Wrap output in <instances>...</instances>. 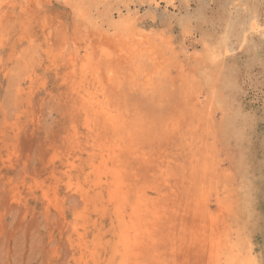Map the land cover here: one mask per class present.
Masks as SVG:
<instances>
[{
    "label": "rangeland",
    "instance_id": "rangeland-1",
    "mask_svg": "<svg viewBox=\"0 0 264 264\" xmlns=\"http://www.w3.org/2000/svg\"><path fill=\"white\" fill-rule=\"evenodd\" d=\"M2 1L0 0V17L4 16L3 19L0 18V23L3 21L0 24V264H83V262L116 264L118 262V258L114 263L111 262L112 249L118 241V230L111 225L107 216L109 212L103 215L98 200L91 197L86 204L77 193L79 187H82L85 191H90V195L94 194L92 183L96 177L86 176L90 172V162L93 161L97 165L101 150L108 148L109 142L112 143L111 145H116L118 141L114 138L108 139V143L96 140L93 150L89 144L85 151H82L87 131L75 108L78 105L68 104L71 102L69 97L75 90H83L85 95L94 93L92 96H95L93 91L95 89L90 87L87 79V61L84 52L87 54L89 52L86 49L87 44L94 40L96 35L102 34L115 41L123 38L127 40L130 37L137 43L155 41L156 44L158 40L161 44L167 42V52L172 59L168 63L174 62L181 69V74L176 75L175 69L171 68L167 75L169 80L162 79L168 68L167 62L160 59L164 55L160 51V44L157 43L158 47L151 59H157L158 68L151 70L147 76L153 77L149 80L151 87L143 86V81L138 76L139 72L134 68L128 69L127 79L119 83V94L123 91L122 95H119L123 100L122 103L130 106L128 108L129 113L131 112L130 121L132 118L133 123L142 125L140 127L143 131L140 127H137L136 131L133 128L134 133L138 135L137 144L140 146L147 144L141 146L143 148L140 151L147 152L145 154L151 165L155 163L157 169L161 167V171H166L164 180L169 181L167 184L170 189L176 182L171 191L180 198L179 200H183L178 207L174 204L176 201L169 190L163 191L166 194L164 203L167 202L170 211L178 209L189 212V215L183 217L186 221L183 219L180 223L183 228L179 224L174 227L175 230L173 228L170 230L171 234L168 233L171 240L168 246L160 251L162 253L158 258V264H205L206 256L199 248L204 245L207 233L211 234L210 230L213 229L223 231L226 235L224 239L233 246L234 254L240 253L237 255L238 263L249 256L247 259H250L251 264H264V0ZM34 4L36 13H34ZM88 6L91 7L90 10ZM92 9L98 11L91 14ZM97 13H101V16ZM99 18L101 19L98 20ZM63 45L66 46V54L70 55L71 51V55L75 56L74 64L68 63L69 57L65 53L63 60L67 62L56 58V54L64 48ZM81 53L85 56L82 57ZM165 58L169 57L165 56ZM147 67L148 65L145 64L144 70ZM84 71L86 74L83 73ZM80 83L84 86L82 87ZM197 93L200 94L199 106H202L205 116L211 119L208 125H205L206 129L201 132L197 130L195 135L197 137L200 135L199 139L195 137L190 140L196 128L192 125L195 117L186 106ZM127 97L134 101H130ZM139 105L140 108L145 107V109L141 108L142 111H150L141 112ZM70 106H73L72 111ZM131 106H135L136 109ZM183 107L186 108V115L180 116L178 110ZM154 111L159 122L152 117ZM149 113L152 115L149 116ZM167 115H174L175 119L169 122L166 119L169 118ZM184 116L186 120L181 121L187 125L185 124L186 128L182 127L184 128L182 129L180 127L183 123L180 119ZM160 119H163V122L165 120L166 126L162 125ZM177 120L182 125L178 124L180 129L174 130L172 125L173 122L177 123ZM187 121H191V124ZM78 122L81 124L78 125ZM168 127L169 130H166ZM172 132L174 133L171 138ZM168 134L170 137L167 136ZM143 135L144 139L141 138ZM209 135L213 136V138L211 136L213 146ZM183 136L186 137L180 138ZM147 139L150 140L149 143ZM138 140L143 143H139ZM188 140L193 143L192 146L199 140L210 146V150L201 153L196 161L202 164L203 161L210 162V158H213L216 177L210 176L209 173L202 174L198 167L195 171L190 168L188 164L192 159L187 158L185 152L189 149L187 146L191 145ZM132 141L127 140L125 143L137 145L136 140ZM180 144L186 146L184 145L180 150L182 148ZM174 149H177L176 152ZM182 151L185 153L182 154ZM169 154L173 155L170 157ZM216 154L217 157L219 156L218 160L217 157L214 158ZM176 160L178 165L175 163ZM194 160L195 158L193 162ZM178 161L181 162L180 165ZM163 163L169 168L161 166L165 165ZM66 165L71 166L67 168ZM185 165L188 167L186 168ZM146 167L137 160H129L126 164V173L133 172L131 174H134L143 186L155 187L161 184L158 172L155 178L144 175ZM180 167H182L180 170L183 168L184 170H178ZM190 170L196 172L194 176ZM226 171L231 175L225 173ZM229 179L232 180L231 183ZM177 180H181L179 182L181 185ZM205 184H207L206 188H203ZM186 185L189 190L184 189ZM175 187L178 188L174 189ZM220 192L223 194L220 195ZM43 194L47 198H44ZM216 194L220 199L215 196ZM149 195L155 197L152 192ZM205 199L211 209L209 210L211 215L203 218L199 216V211L201 206L204 207L206 204ZM215 204L218 206L215 207ZM212 214L213 217H210ZM214 222H217L216 227ZM225 225V231L221 230ZM176 230H181V233ZM175 231L177 235L174 234ZM183 236L186 237V243L183 245L184 248L180 249L178 240ZM81 251L84 260L80 261Z\"/></svg>",
    "mask_w": 264,
    "mask_h": 264
},
{
    "label": "bare ground",
    "instance_id": "bare-ground-1",
    "mask_svg": "<svg viewBox=\"0 0 264 264\" xmlns=\"http://www.w3.org/2000/svg\"><path fill=\"white\" fill-rule=\"evenodd\" d=\"M2 1V0H1ZM11 1V0H9ZM25 1V0H24ZM47 1V0H46ZM52 1V0H51ZM74 1V0H73ZM82 1V0H81ZM89 1V0H88ZM96 1V0H95ZM101 1V0H100ZM103 1V0H102ZM109 1V0H107ZM158 1V0H157ZM156 1V2H157ZM3 2V1H2ZM76 2V1H75ZM86 2V1H85ZM90 2V1H89ZM88 2V3H89ZM11 3V2H10ZM23 3V2H22ZM21 3V4H22ZM77 3V2H76ZM75 3V4H76ZM86 3V5L88 4ZM92 3V2H91ZM102 3V2H101ZM105 3V2H104ZM107 3V2H106ZM2 4V3H1ZM5 4V3H4ZM9 4V3H8ZM14 4V3H13ZM33 4V3H32ZM83 4V3H82ZM96 4V3H95ZM12 5V4H11ZM84 5V4H83ZM89 5H92V4H89ZM113 5V4H112ZM129 5V4H128ZM5 6V5H4ZM3 6V7H4ZM26 7V5H24ZM23 6V7H24ZM76 6V5H75ZM1 7V6H0ZM15 7V6H14ZM20 7V6H19ZM90 7V6H88ZM87 7V8H88ZM95 7V6H94ZM101 7V6H100ZM113 7V6H112ZM27 8V7H26ZM25 8V9H26ZM33 8H34V13L35 12V4L33 5ZM93 8V6H92ZM103 8V7H102ZM130 8V7H129ZM21 9V8H20ZM24 9V10H25ZM29 9V8H28ZM79 9V8H78ZM81 9V8H80ZM83 9V7H82ZM89 10L91 9L88 8ZM106 9V8H105ZM117 9V8H116ZM98 11V9H95L93 11L92 9V13L93 14L95 11ZM100 10V9H99ZM27 11V10H25ZM37 11V9H36ZM76 11V10H75ZM80 11V10H79ZM87 11V10H86ZM103 11V10H102ZM107 11V10H105ZM109 11V10H108ZM1 12V10H0ZM31 12V10H30ZM81 12V11H80ZM27 13V12H25ZM29 13V12H28ZM27 13V14H28ZM38 13V12H37ZM96 13V12H95ZM100 15L101 13H97V15ZM24 15V14H22ZM2 16V15H1ZM101 16V15H100ZM4 17V16H3ZM3 17H0L3 19ZM24 17V16H23ZM33 17V16H32ZM82 16H80L81 18ZM96 17V16H95ZM94 18V17H93ZM116 18V17H115ZM101 18H99L98 20H100ZM133 20V19H132ZM77 21V20H75ZM3 22V21H2ZM2 22L0 24H2ZM102 22V21H101ZM137 22V21H136ZM153 22V21H152ZM80 24V23H78ZM107 24V23H106ZM44 26V25H43ZM83 26V25H81ZM51 27V26H50ZM44 28V27H42ZM46 28V27H45ZM52 28V27H51ZM47 29V28H46ZM113 29V28H112ZM45 30V29H44ZM52 30V29H50ZM74 30V29H73ZM82 30V29H81ZM110 30V29H109ZM55 31V29L53 30ZM52 31V32H53ZM75 31V30H74ZM86 31V30H85ZM112 31V30H111ZM76 32V31H75ZM88 32V31H87ZM113 32V31H112ZM44 33V32H43ZM56 33V32H55ZM59 33V32H58ZM114 33V32H113ZM57 34V33H56ZM60 34V33H59ZM83 34V33H82ZM87 34V33H86ZM106 34V33H105ZM110 34V33H109ZM118 34V33H117ZM47 35V34H46ZM52 35V34H51ZM76 35V34H75ZM78 35V34H77ZM88 35V34H87ZM42 36V34H41ZM79 36V35H78ZM77 36V37H78ZM92 36V35H91ZM133 36V35H131ZM139 36V35H138ZM45 37V36H44ZM51 37V36H50ZM89 37V35H88ZM90 38V37H89ZM140 38V36L138 37ZM46 39V38H45ZM52 39V38H51ZM57 39V37H56ZM62 39V38H61ZM64 39V38H63ZM127 39V38H126ZM59 40V39H57ZM80 40V39H79ZM85 40V39H84ZM83 40V42H84ZM120 40V39H119ZM119 40H113V39H109L108 37H106V35H99V36H95L94 40L92 39L90 41L89 44H87L86 46V49L89 50V52L86 54L84 52V54L86 55V63H87V76H88V80H89V84H90V87H92L93 91H95V96H92L94 95V93L91 95V94H86L84 93L83 90H75L73 94H71L72 96L69 97L70 98V101L68 104H71V103H75L77 104L78 106H76V110H78L80 116H81V120H83V124L87 133L85 135V138L83 140L84 142V147L82 149V151H85L86 149V146L90 144V148H92V150L94 149V144H96V142L98 140H102V141H106L108 143V139L110 138H114V140L118 141V143H116V145H111L112 143L109 142L110 146L106 149H102L101 152H100V156H99V159L100 161L98 162L97 165H95L93 163V161L90 162V172L86 174V176H90V175H94L96 178H95V181L92 183V187H94L95 189V192L94 194L90 195V191H85L82 187H79V189L77 190V193L79 195V197L81 198V200L83 202H85L86 204L91 200L90 198L93 197L94 200H98L100 203V208L102 209V214L105 215L106 212H109L107 214V216L109 217L110 219V223L113 227H115L116 230H118V235H117V238H118V241L116 243L115 246H113V249H112V258H113V261L111 259V262L114 263L115 262V259L118 258V262L116 264H158V258L160 256V254L162 252H160L161 250L163 251L166 246H168L169 242L171 239H169L170 237L168 236V233L170 232V230L173 228L175 230V226L177 227V225H179L180 223H182L183 221V217H186L185 215H189L188 213L189 212H186L185 210L183 211H179L178 209L175 211H170L169 208H168V205L166 203H164V199H165V196L166 194L163 193V191H171V189L174 187L175 185V180H173L175 183L174 185H172L173 187L170 189L169 185L167 184L169 181H166L164 180L166 178V171L164 170H160L161 167H159L158 169L154 166L156 165L154 163V165H151V161L149 160L148 156L141 152V148L144 147V145H141L143 147H141L139 144H137V134L134 133L133 131V128L135 129L136 131V128L137 127H142V125H137V122H134V120H132L131 118V121H130V114L131 112L129 113L128 111V108H130V106H126V104L123 102L122 103V98L120 97L123 93V91H121V95L119 94L120 92V89H119V83L120 82H124L128 75L126 74L127 70L128 69H136L139 74L138 76L142 79L143 83L144 84L143 86L144 87H151L149 84V80H152L153 77L151 75L152 78H148V73L153 70V69H157L158 68V61L157 59H154L151 57L153 56V52L156 50V48L158 47L157 43L160 44L159 47H161V53L164 55L162 56V59L163 61L167 62V70H165L164 74H163V77L162 79H164L165 81L166 80H169V78L167 77V75H169V71H171V68L172 69H175L174 71L176 72V75L177 74H181V69H180V66L174 62H171V63H168L169 60L172 61L171 57H170V54L169 52H167V48H166V43L164 44H161L160 41H156L157 43L155 44L154 42L155 41H151V42H148V41H144V42H141V43H137L136 40L135 42L132 41V39L129 37V39L125 40L124 38L121 39L120 41ZM33 41V40H32ZM43 41L45 42V40L43 39ZM48 41V40H47ZM86 41V40H85ZM51 42V40H50ZM70 42V40H69ZM46 43V42H45ZM57 43V41H56ZM55 43V44H56ZM68 43V42H67ZM74 43V42H73ZM29 44V43H28ZM33 44V43H32ZM54 44V43H53ZM84 44V43H83ZM30 45V44H29ZM38 45V44H37ZM49 45V44H48ZM75 45V44H74ZM34 46V45H33ZM63 49H61L57 54H56V58L58 59H62L61 61H65L63 60L65 58V45H63ZM71 47H73L71 45ZM169 47V46H168ZM69 48V47H68ZM46 49V48H45ZM71 49V48H70ZM79 49V48H78ZM76 49V50H78ZM82 49V48H81ZM169 49V48H168ZM68 50V49H67ZM66 50V51H67ZM76 50L74 52H76ZM172 50V49H171ZM170 50V51H171ZM70 51V50H69ZM68 51V52H69ZM45 53V52H44ZM65 53V54H64ZM71 51H70V55L66 54V56H68V63L70 64H74L75 62V56L72 54L71 55ZM173 53V51H172ZM49 54V53H48ZM51 54V53H50ZM75 54V53H74ZM205 54V53H204ZM77 55V54H76ZM82 57L83 54L81 53L80 54ZM165 56H168L169 58H165ZM78 57V56H77ZM80 57V56H79ZM78 57V58H79ZM81 57V59H82ZM175 57V56H174ZM53 58V57H52ZM151 59V60H150ZM13 60V59H12ZM15 60V59H14ZM78 59L76 58V61ZM18 61V60H17ZM65 61V62H67ZM54 62V61H53ZM82 62H84L82 60ZM147 62V63H146ZM77 63V62H76ZM148 65V67L144 70V65L145 64ZM66 64V63H65ZM160 64V63H159ZM175 64V66H174ZM60 65V64H59ZM69 66V64H67ZM78 65V64H77ZM164 65V64H163ZM62 66V65H61ZM74 66V65H73ZM82 66V65H81ZM126 66V68H124ZM66 67V66H65ZM64 67V68H65ZM75 68V67H74ZM84 68V67H83ZM77 69V68H76ZM79 69V68H78ZM80 70V69H79ZM78 70V71H79ZM85 70V69H83ZM82 70V71H83ZM123 70L125 72H123ZM129 71V70H128ZM154 71V70H153ZM173 71V70H172ZM180 71V72H179ZM73 72V71H71ZM84 74H86V72L84 71L83 72ZM73 74V73H71ZM75 74V73H74ZM71 76V75H70ZM74 76V75H73ZM84 76V75H83ZM86 77V76H84ZM69 78V76H68ZM75 79V78H74ZM84 79V78H83ZM173 79V78H171ZM87 80V81H88ZM161 80V78H160ZM185 80V78H184ZM72 81V80H71ZM70 81V82H71ZM74 81V80H73ZM72 81V82H73ZM81 82V79L79 80ZM79 81H76V82H79ZM190 82V81H189ZM188 82V83H189ZM21 83V82H20ZM88 83V82H87ZM85 83V84H87ZM62 84V83H61ZM65 84V83H63ZM71 84V83H70ZM74 84V83H73ZM72 84V85H73ZM81 84V83H80ZM124 84V83H123ZM141 84V83H140ZM69 85V84H68ZM67 85V86H68ZM76 85V84H74ZM169 85V84H168ZM81 86L83 87L84 85L81 84ZM121 86V84H120ZM71 87V85H70ZM78 87V85H77ZM88 87V86H87ZM86 87V88H87ZM89 87V88H90ZM143 87V90L145 89ZM164 87V86H163ZM175 87V86H174ZM158 88V87H157ZM204 88V87H203ZM76 89V88H75ZM85 89V88H84ZM123 89V88H122ZM125 89V88H124ZM166 89V88H165ZM170 89V88H169ZM86 90V89H85ZM134 90V89H133ZM139 90V89H138ZM163 90V89H162ZM199 90V89H198ZM69 91V90H68ZM131 91V90H130ZM159 91V90H158ZM171 91V90H170ZM174 91V90H173ZM202 91V90H201ZM91 92V91H90ZM136 92H140L141 91H136ZM135 92V93H136ZM70 93V91H69ZM69 93H65V94H69ZM88 93V91H87ZM130 93V92H129ZM145 93V92H144ZM155 93V92H154ZM21 94V92H20ZM64 94V95H65ZM120 95V96H119ZM125 94H123L122 97H124ZM130 95V94H129ZM134 95V94H132ZM136 95V94H135ZM131 96V95H130ZM137 96V95H136ZM67 99H68V95L66 96ZM65 97V98H66ZM129 97V96H128ZM127 97V98H128ZM141 98L143 97L142 95L140 96ZM170 97V96H169ZM133 98V97H132ZM140 98V99H141ZM129 99V98H128ZM126 99V102H128ZM169 99V98H168ZM65 100V99H64ZM63 100V101H64ZM130 101H132L133 99H129ZM143 100V99H142ZM161 100V99H160ZM125 101V100H124ZM129 101V102H130ZM134 101V100H133ZM132 101V102H133ZM144 101V100H143ZM200 94H195V97L192 99V101L188 104V106H186L189 110V112L193 113V116L195 117V119L192 121V125H195L196 128L194 129V133L192 135V139L190 138V140H193V138H198L199 139V136L198 137L195 135L197 133V130L198 132L201 130H204L206 129L207 127L205 125H208L210 118L206 117L205 114H204V111H203V108L202 106L200 107ZM136 102V101H135ZM141 103V102H140ZM67 104V105H68ZM129 104V103H128ZM135 104V103H134ZM143 104V103H142ZM141 104V105H142ZM145 104V103H144ZM152 104V103H151ZM154 104V103H153ZM158 104V103H157ZM160 104V103H159ZM158 104V105H159ZM72 105V104H71ZM131 105V103L129 104ZM146 105H148L146 103ZM157 105V107H158ZM137 106V105H135ZM133 107L131 106V108H135L136 107ZM145 106V105H143ZM159 106H162V105H159ZM69 107V105H68ZM71 107V106H70ZM73 107V106H72ZM71 107V111L73 110V108ZM149 107V106H148ZM74 108V110H75ZM139 108H140V105H139ZM143 109H145V107H141ZM140 108V110H141ZM147 108V107H146ZM209 108V107H208ZM70 109V108H69ZM150 109V107L148 108ZM153 109V108H152ZM185 109L186 108H182L181 110H178V113H180V116H183L184 114L186 115L185 113ZM75 110V111H76ZM134 110V109H133ZM74 111V112H75ZM144 111V110H143ZM141 110V112H143ZM146 111V110H145ZM144 111V112H145ZM150 111V110H148ZM146 111V112H148ZM157 111V110H155ZM154 111V113H155ZM69 112V111H68ZM78 112H75V113H78ZM143 112V113H144ZM151 112H153L151 110ZM187 112V110H186ZM70 113V112H69ZM142 113V115H143ZM73 114V112H72ZM140 114V113H139ZM158 114V113H157ZM168 114V113H167ZM189 114V113H187ZM75 115V114H74ZM135 115V114H134ZM147 115V114H145ZM152 115V113H151ZM150 113H149V116H151ZM154 116V119H156V113L153 114ZM178 115V114H177ZM73 116V115H72ZM79 116V115H78ZM148 116V115H147ZM146 116V117H147ZM169 118H166L168 119V121L170 120H174L175 119V116L174 115H167ZM189 116V115H188ZM69 117V116H68ZM146 117L144 118V121L146 119ZM152 117H149L150 119ZM192 117V116H191ZM74 119V116L72 117ZM71 118V119H72ZM76 118V117H75ZM80 118V117H79ZM79 118H76V119H79ZM160 118V117H159ZM184 117H182L181 120H186L184 119ZM187 118V117H186ZM153 119V120H154ZM189 119V117H188ZM187 119V120H188ZM69 120V119H68ZM75 120V119H74ZM157 120V119H156ZM162 120L161 123L162 125L165 123V120L163 122V119H160ZM190 120V119H189ZM71 121V120H70ZM68 121V122H70ZM73 121V120H72ZM79 121V120H78ZM151 123H152V120H150ZM159 122V120H157ZM169 121V122H170ZM176 121V120H175ZM179 120H177V123H174L173 122V128L174 130H176L177 128H179V125L178 124H181ZM191 121H187V122H191ZM81 122V121H80ZM78 122V125L79 123ZM81 122V123H82ZM168 122V123H169ZM182 122V121H181ZM185 122V121H184ZM75 124L74 122H71V124ZM77 123V122H76ZM80 123V124H81ZM144 123V122H143ZM155 123V122H153ZM183 123V122H182ZM146 124V123H145ZM185 124L186 123H183V125L180 127H185ZM191 124V123H190ZM211 124V122H210ZM69 125V124H68ZM77 125V126H78ZM134 125V126H133ZM149 125V124H148ZM155 125V124H154ZM165 125V124H164ZM169 125V124H168ZM187 125V124H186ZM72 126V125H71ZM75 126V125H74ZM159 126V125H158ZM166 126V125H165ZM164 126V127H165ZM176 126V127H174ZM68 127V126H67ZM140 127V128H141ZM161 127V126H159ZM157 127V128H159ZM170 127V126H169ZM169 127L166 129V130H169ZM210 127V126H209ZM208 127V128H209ZM72 128V127H71ZM75 128V127H74ZM172 128V129H173ZM179 128V129H180ZM186 128V127H185ZM188 128V126H187ZM76 129V128H75ZM139 129V128H138ZM145 129V128H144ZM184 129V128H182ZM192 129V130H193ZM140 130V129H139ZM141 130L143 131V129L141 128ZM149 130V129H148ZM160 130V128H159ZM173 130V131H174ZM211 130V128H210ZM72 131V130H71ZM77 131V130H76ZM133 131V132H132ZM162 131V130H161ZM172 131V130H171ZM186 131V130H185ZM74 132V131H72ZM147 132V131H146ZM159 132V131H158ZM168 132V131H167ZM170 132V131H169ZM168 132V133H169ZM181 132V130L179 131ZM188 132V130L186 131ZM208 132V131H207ZM82 133V132H81ZM138 133V132H137ZM145 133V132H144ZM173 133L172 132V136L171 138L173 137ZM185 133V132H184ZM183 133V134H184ZM192 133H189L192 134ZM210 133V132H208ZM67 134V133H66ZM71 134V133H70ZM75 134V133H74ZM73 134V135H74ZM83 134V133H82ZM171 134V132H170ZM168 134L167 136L170 137ZM186 134V133H185ZM198 134H201V133H198ZM205 134V133H204ZM69 135V134H68ZM76 135V134H75ZM157 135V134H156ZM162 135V133H161ZM166 135V134H165ZM177 135V134H176ZM182 135V134H181ZM187 135V134H186ZM195 135V136H194ZM202 135V134H201ZM82 136V135H81ZM135 136V137H134ZM140 136V134H139ZM147 136V135H146ZM166 136V137H167ZM175 136V135H174ZM188 136V135H187ZM210 136V139L212 140V146H213V136L212 135H209ZM212 136V138H211ZM215 136V134H214ZM69 137V136H68ZM72 137V136H70ZM133 137L135 138V140H133ZM143 137H145L144 135L141 137L142 139H144ZM156 138L158 137L155 136ZM164 137V135H163ZM186 137V136H185ZM184 136L183 137H180V138H185ZM203 137V136H202ZM148 138H151V137H148ZM171 138H169V140H171ZM179 138V137H178ZM141 139V140H142ZM153 139V137H152ZM165 139V138H164ZM163 139V140H164ZM174 139V138H173ZM197 139V140H198ZM201 139V138H200ZM209 139V140H210ZM97 140V141H96ZM132 141V142H135L137 145L135 146H132L130 144H127L125 143L126 141ZM149 140V139H147ZM145 140V141H147ZM162 140V139H161ZM162 140V141H163ZM168 140V143L170 144ZM175 140V139H174ZM173 140V141H174ZM182 140V139H181ZM186 140V139H185ZM189 143L191 144L192 142ZM196 140V142H197ZM202 140V139H201ZM201 140H199L198 143H195L194 141V144L196 145H189L187 146L188 151H185L187 153V158H190L192 159L191 160V163H189L188 165L190 166V168H192V170H196L197 167H198V170L201 171L202 174H206L209 173L210 176H214V171H215V167H213V161L212 159L213 158H210V162H206L201 164L200 162L196 161V158L198 156H200L201 153H205L206 151H209L210 150V146L207 144V143H203L201 142ZM203 140H204V137H203ZM208 140V141H209ZM155 141V140H154ZM172 141V142H173ZM123 142V143H122ZM139 142V140H138ZM148 143L150 142L147 141ZM159 142V141H158ZM165 142V141H164ZM167 142V141H166ZM176 142V140H175ZM180 142V141H179ZM206 142V141H204ZM75 143V142H74ZM129 143V142H128ZM139 143H143L142 142H139ZM185 143V142H184ZM210 143V142H209ZM152 144V143H151ZM77 145V144H76ZM163 145V144H162ZM186 146V144H184ZM183 145V146H184ZM112 146V147H111ZM116 146V147H114ZM137 146L139 148H137ZM147 146V144H146ZM152 146V145H151ZM180 146H182V144H180ZM182 146L181 149H183L184 147ZM218 146V145H217ZM78 148L80 147L79 145L77 146ZM82 147V146H81ZM149 148H151L150 146H148ZM156 147V145H155ZM158 148V147H157ZM178 148V146L176 147ZM213 148H216V147H213ZM145 149V148H144ZM153 149V148H152ZM150 149L151 151L153 150H156V149ZM166 149V148H165ZM143 150V149H142ZM170 150V149H169ZM175 150V149H174ZM177 150V149H176ZM176 150L174 152H176ZM179 150V151H180ZM172 151H173V147H172ZM158 152V151H157ZM184 151H182L181 153L183 154ZM184 152V153H185ZM212 152V150H211ZM216 152V151H215ZM166 153V150L165 152ZM171 153V152H170ZM179 154V152H177ZM176 153V154H177ZM177 154V155H178ZM182 154H180L181 156H183ZM163 155V154H162ZM161 155V156H162ZM170 157L171 155L173 154H169ZM176 155V156H177ZM179 155V157H180ZM186 155V154H185ZM215 155V154H214ZM218 155H219V152H218ZM92 156V155H90ZM203 156V155H202ZM213 156V154L211 155ZM209 155H207V157H211ZM163 157V156H162ZM161 157V159H162ZM169 157V156H167ZM178 157V158H179ZM186 157V156H185ZM183 157V158H185ZM204 157V156H203ZM202 157V158H203ZM206 157V155H205ZM204 157V158H205ZM217 157V154L214 158ZM219 157V156H218ZM218 157L216 158L218 160ZM166 158V157H165ZM181 158V157H180ZM195 158L194 162H193V159ZM160 159V160H161ZM169 159V158H167ZM186 159V158H185ZM189 159V160H190ZM200 159V157H199ZM129 160H137L139 161L140 163H143L145 164L146 169L144 170V175L146 176H149V177H152V178H155V174L156 172H158L159 174V177L161 179V184H159L158 186L156 185L155 187H150V186H143L140 184V182H138V180L135 178V175L134 174H131V173H126V164L127 162L129 163ZM156 160V159H155ZM159 160V161H160ZM165 160V159H164ZM173 160V159H172ZM180 160V159H179ZM206 160V159H205ZM158 161V159H157ZM181 162L183 161L182 159L180 160ZM187 161V160H186ZM196 161V162H195ZM216 161V160H214ZM154 162V161H153ZM156 162V161H155ZM166 162V161H165ZM177 162V160L175 161V163ZM180 162V163H181ZM185 162V160H184ZM188 162V161H187ZM186 162V163H187ZM158 163V162H157ZM167 163V162H166ZM170 163V162H168ZM174 163V164H175ZM179 163V161H178ZM179 163V165H180ZM165 164V163H163ZM177 164V163H176ZM184 164V163H182ZM178 165V164H177ZM187 165V164H186ZM185 165V167H186ZM71 165H66L65 167H70ZM161 166H165V168H169V167H166V164L165 165H161ZM172 166V164H171ZM175 165H173L174 167ZM179 167V166H178ZM188 167V166H187ZM186 167V168H187ZM182 167L178 168V170H180ZM185 168V169H186ZM171 169V168H170ZM175 169V168H174ZM217 169V168H216ZM220 169V168H218ZM158 170V171H157ZM160 170V171H159ZM172 170V169H171ZM170 170V171H171ZM176 170H177V167H176ZM184 170V168L182 169ZM180 170V171H182ZM133 171V170H132ZM165 173H164V172ZM173 171V170H172ZM186 171V170H185ZM191 171V170H190ZM222 171V170H220ZM168 172V171H167ZM179 172V171H178ZM176 172V173H178ZM184 172V171H183ZM193 173V171H191ZM224 172V171H222ZM229 171H226L225 173H227ZM191 173V174H192ZM196 173V172H195ZM193 173L192 175L194 176ZM199 175H200V172L198 171ZM220 173V172H219ZM166 174V175H165ZM168 174H171V173H168ZM182 174V173H181ZM189 174V171L188 173ZM228 174V173H227ZM173 175V173H172ZM175 175V174H174ZM183 176L185 175L182 174ZM181 175V179H183V176ZM191 175V176H192ZM218 175V174H217ZM222 174H220L221 176ZM224 175V174H223ZM228 175H231V174H228ZM176 176V175H175ZM180 176V175H178ZM227 176V175H226ZM196 177H199L196 175ZM202 177V176H201ZM206 177V176H204ZM216 177V176H214ZM223 177V176H221ZM228 177V176H227ZM226 177V179H227ZM157 178V177H156ZM172 178V177H171ZM190 178V177H189ZM229 178H231L229 176ZM176 179V178H174ZM185 179V178H184ZM187 179H188V175H187ZM200 179V178H199ZM205 179V178H204ZM206 179H209V178H206ZM205 179V180H206ZM220 179V178H219ZM159 180V179H158ZM203 180V179H202ZM210 180V179H209ZM222 180V179H221ZM225 180V179H224ZM223 180V181H224ZM231 179H229V182H230ZM155 181V180H154ZM178 181V180H177ZM208 181V180H207ZM181 182L178 181V184L181 185ZM190 182H192L190 180ZM196 182V180H195ZM209 182V181H208ZM232 182V180H231ZM230 182V183H231ZM171 183V182H170ZM185 183V182H183ZM187 183V182H186ZM189 183V182H188ZM223 183V182H222ZM230 183H229V186H230ZM153 185V183H151ZM173 184V183H172ZM191 184V183H190ZM211 184V183H210ZM221 183H219L220 185ZM178 185V186H180ZM188 185V184H187ZM186 185V188L184 189H188ZM192 185H193V182H192ZM198 184L196 183V186ZM201 185H202V182H201ZM206 185L205 184L204 186H202L203 188H206ZM222 185V184H221ZM225 185V184H224ZM184 186V185H183ZM209 186V185H208ZM227 186V185H226ZM225 186V187H226ZM228 186V187H229ZM181 187V186H180ZM223 187V185H222ZM178 187H175L174 189H177ZM196 188V187H194ZM201 188V187H200ZM202 188V189H203ZM211 188V187H210ZM221 188V187H220ZM227 188V187H226ZM91 189V188H90ZM180 189V188H179ZM183 189V188H182ZM209 188H207L208 190ZM89 190V189H88ZM93 190V189H92ZM181 190V189H180ZM211 190V189H209ZM222 190V189H220ZM224 190V189H223ZM175 192H177L176 190H174ZM202 191V190H201ZM200 191V192H201ZM206 190H203V192H205ZM228 191V190H227ZM150 192H152L155 197H152L150 196ZM180 192V191H179ZM178 192V193H179ZM183 192V191H182ZM181 192V193H182ZM185 192V191H184ZM202 192V193H203ZM216 193L218 192L217 190L215 191ZM172 196H173V199L176 201V204L178 207H179V204L181 203V201L183 200H179L180 198L177 197V195H175L172 191ZM176 193V194H178ZM180 193V195H181ZM187 193V192H185ZM198 193V192H197ZM208 193V192H207ZM206 193V194H207ZM213 193V192H212ZM209 194V193H208ZM223 194V193H222ZM221 192H220V195H222ZM188 195V194H187ZM213 195V194H212ZM185 196V195H184ZM201 195H199L200 197ZM204 196V195H203ZM217 198H219V196H217V194L215 195ZM43 197L44 198H47V196L45 194H43ZM206 197V195H205ZM208 197V195H207ZM184 198V197H183ZM189 198V197H188ZM187 198V201L189 200ZM168 199V198H167ZM182 199V198H181ZM208 199V198H207ZM207 199H205V203L204 204V207L201 206V209L199 211V216L200 217H207L208 215H211L210 211L211 209H209L210 207L208 206L207 204ZM220 199V198H219ZM218 199V200H219ZM180 201V202H179ZM216 201V199H215ZM94 202V201H93ZM217 202V201H216ZM220 202V201H219ZM97 203V202H96ZM209 203V202H208ZM218 203V202H217ZM191 206V205H190ZM218 206L215 204V207ZM220 206V205H219ZM199 207V206H198ZM174 208V207H173ZM214 208V207H213ZM100 209V210H101ZM197 209V208H196ZM99 210V209H98ZM199 210V209H198ZM213 210V209H212ZM222 211V210H221ZM96 212H97V209H96ZM214 212L216 213V209L214 208ZM101 213V211H100ZM196 213V212H195ZM198 213V212H197ZM210 213V214H209ZM214 213V214H215ZM210 216V217H213V215ZM173 218H172V217ZM198 216V217H199ZM217 217V215H215ZM226 216V215H225ZM229 216V215H228ZM193 217V215H192ZM215 217V218H216ZM104 218V217H103ZM188 218V216H187ZM197 218V217H195ZM223 218V217H222ZM97 219V218H96ZM105 219H106V216H105ZM213 219V218H212ZM220 219V217H219ZM98 220V219H97ZM101 220V219H100ZM185 220V219H184ZM211 220V219H210ZM209 220V221H210ZM215 221V219H213ZM213 220L211 223H213ZM104 222V220H102ZM109 221V220H108ZM186 221V220H185ZM198 221H200L198 219ZM204 221V220H203ZM220 221V220H219ZM222 221V220H221ZM230 222V221H228ZM95 223V222H94ZM109 223V222H108ZM185 223V222H184ZM209 223V222H208ZM207 223V224H208ZM217 224V222H214V225ZM222 224V222H221ZM181 225V224H180ZM220 226H223V225H220ZM216 227V225L214 226ZM181 228H183V226L181 225ZM180 228V229H181ZM224 228H226V225L223 227V229L221 230H224ZM211 229V228H209ZM173 231V230H172ZM178 231V230H176ZM176 231L174 232V234L176 233ZM181 231V230H180ZM178 231V233L180 232ZM211 231V234H208L206 235V241L205 243H203L204 245H202V247L199 248V250H202L206 256V262L205 264H251L250 263V259H247L249 256H246V258H244L245 260H240V262L238 263V260H239V256L237 255H240L233 252V246L230 245V243L225 240V233L223 231H220V229H213V230H210ZM225 231V230H224ZM181 233V232H180ZM171 234V233H169ZM173 234V233H172ZM177 235V233H176ZM179 235V234H178ZM182 236V234H181ZM177 237V236H176ZM71 238V237H70ZM179 238V237H178ZM80 241V239H79ZM174 241V239H173ZM179 244L178 246L180 247V249L183 247L184 243H186V237H182V239L178 240ZM204 242V241H203ZM83 245V244H82ZM85 246V245H84ZM184 248V247H183ZM187 249V248H186ZM173 251V249H171ZM94 251V250H93ZM80 261L81 260H84V255H83V252L81 251V254H80ZM91 255V254H90ZM245 255V254H244ZM200 256V255H199ZM245 257V256H244ZM203 258V257H202ZM106 259V258H105ZM241 259V258H240ZM253 260H254V257H253ZM83 264H85V262H83Z\"/></svg>",
    "mask_w": 264,
    "mask_h": 264
}]
</instances>
